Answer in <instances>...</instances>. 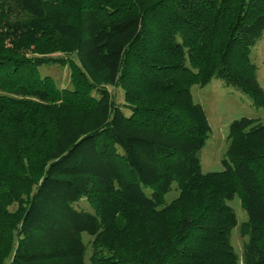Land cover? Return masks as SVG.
I'll use <instances>...</instances> for the list:
<instances>
[{
  "label": "trees",
  "instance_id": "obj_1",
  "mask_svg": "<svg viewBox=\"0 0 264 264\" xmlns=\"http://www.w3.org/2000/svg\"><path fill=\"white\" fill-rule=\"evenodd\" d=\"M263 29L264 0H0V264H85L81 232L88 264H238L234 195L242 264H264V122L231 120L223 169L202 172L190 94L218 78L264 104Z\"/></svg>",
  "mask_w": 264,
  "mask_h": 264
},
{
  "label": "rangeland",
  "instance_id": "obj_2",
  "mask_svg": "<svg viewBox=\"0 0 264 264\" xmlns=\"http://www.w3.org/2000/svg\"><path fill=\"white\" fill-rule=\"evenodd\" d=\"M53 55H63V53L54 52ZM248 55L250 61L255 65L254 75L256 81L264 91V29L257 41L250 47ZM71 57L74 58L73 55ZM38 72L40 75L48 74L58 87L69 86V69L67 66L58 64L40 65ZM106 88L114 103L121 105L123 103L122 90L118 86L113 85H106ZM190 94L192 100L201 105L209 125L208 135L197 153L200 170L202 172L221 170L224 167L222 159H226L224 152L227 147L226 134L230 121L244 116L264 122V104H253L250 96L233 86L225 85L218 78H211L203 86L191 85ZM120 107L125 114L128 113L126 107ZM142 189L148 194L149 188L147 186H142ZM176 194L177 190L172 182L170 189L164 194V201L168 202ZM227 203L232 207L237 222L230 230L229 241L236 254L237 263L242 264V241L246 239V236H240L238 224L246 220L247 216L246 212L240 207L236 195L228 200ZM76 205L90 209L84 198H81ZM8 208L12 210L15 208V204L9 205ZM80 237L86 247L84 261L85 264H88L89 242L92 237L85 232H81Z\"/></svg>",
  "mask_w": 264,
  "mask_h": 264
}]
</instances>
